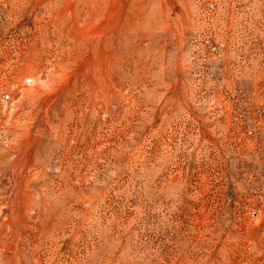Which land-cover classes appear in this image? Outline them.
<instances>
[{
  "label": "rangeland",
  "instance_id": "rangeland-1",
  "mask_svg": "<svg viewBox=\"0 0 264 264\" xmlns=\"http://www.w3.org/2000/svg\"><path fill=\"white\" fill-rule=\"evenodd\" d=\"M0 264H264V0H0Z\"/></svg>",
  "mask_w": 264,
  "mask_h": 264
},
{
  "label": "bare ground",
  "instance_id": "bare-ground-1",
  "mask_svg": "<svg viewBox=\"0 0 264 264\" xmlns=\"http://www.w3.org/2000/svg\"><path fill=\"white\" fill-rule=\"evenodd\" d=\"M29 73V72H28ZM32 75V78L34 79V80H37L38 79V77L36 76V75H34V74H31ZM86 78H87V76H86ZM81 79V78H80ZM83 79V78H82ZM26 82V81H25ZM32 83V82H31ZM38 86H36V87H31V86H29V84H23V85H21V87H20V91L21 92H23V93H27V92H29V89H32V90H34V91H32V93H33V96H32V107H35V105H36V103L37 102H39L38 104H39V106H40V109L41 110H45V109H48L47 108V104H46V97L48 96V94H49V90H46V89H38L37 88ZM47 87V86H46ZM57 89V88H56ZM92 94H93V92H92ZM30 98V97H29ZM50 99V98H49ZM53 101V100H52ZM50 105V104H49ZM37 107V106H36ZM35 107V108H36ZM50 107V106H49ZM33 110V109H32ZM33 111H35V110H33Z\"/></svg>",
  "mask_w": 264,
  "mask_h": 264
}]
</instances>
